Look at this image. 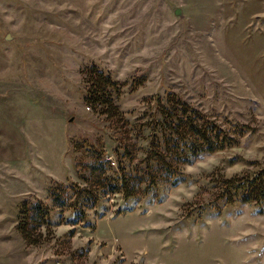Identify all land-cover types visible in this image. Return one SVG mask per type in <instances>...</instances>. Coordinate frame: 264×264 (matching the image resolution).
Returning <instances> with one entry per match:
<instances>
[{"label": "rangeland", "instance_id": "1", "mask_svg": "<svg viewBox=\"0 0 264 264\" xmlns=\"http://www.w3.org/2000/svg\"><path fill=\"white\" fill-rule=\"evenodd\" d=\"M99 78L108 102L92 105ZM156 96L243 135L175 186L143 197L136 181L88 209L91 226L67 223L54 198L90 187L95 159L145 169ZM262 168L264 0H0V264H264V207L216 201Z\"/></svg>", "mask_w": 264, "mask_h": 264}, {"label": "trees", "instance_id": "2", "mask_svg": "<svg viewBox=\"0 0 264 264\" xmlns=\"http://www.w3.org/2000/svg\"><path fill=\"white\" fill-rule=\"evenodd\" d=\"M102 77V75H98ZM106 79L99 78L97 85H91L90 97L87 99L92 105L107 103L106 86L112 85ZM95 89V90H92ZM172 101L163 100L159 96L151 98L152 113L151 134L147 140V150L142 160L145 169L117 168L116 173L110 175L111 162L98 158L88 167V175L82 177L90 187H74L67 198H54L57 208H66L69 217L66 220L73 226L83 224L91 226L87 221V210L93 208L97 202L106 196L121 194L124 200L134 198V183L141 187L143 197L153 192L160 182L175 186L181 180L179 167L190 163L193 159L204 154H211L237 143L234 137L243 135V127L235 129L230 135L215 127L204 115L192 107L182 104L180 107L170 105ZM170 105V106H169ZM115 155L119 153L115 151ZM157 167L154 169L152 167ZM164 173H161V172ZM90 177L93 181H90ZM95 180V181H94ZM94 182V183H93ZM93 186V188H91ZM226 205L254 204L261 210L264 207V168L251 176L226 179L216 199ZM260 210V212H261ZM31 219L38 220V225L49 223V211L42 205L31 207ZM37 218V219H36ZM19 232L27 243H31L26 228L19 227ZM72 231L70 232V234Z\"/></svg>", "mask_w": 264, "mask_h": 264}, {"label": "water", "instance_id": "3", "mask_svg": "<svg viewBox=\"0 0 264 264\" xmlns=\"http://www.w3.org/2000/svg\"><path fill=\"white\" fill-rule=\"evenodd\" d=\"M175 14H178V15H179V10H177V11L175 12Z\"/></svg>", "mask_w": 264, "mask_h": 264}]
</instances>
